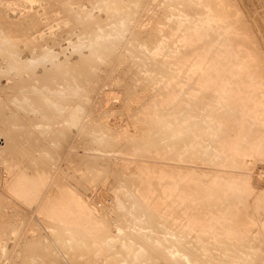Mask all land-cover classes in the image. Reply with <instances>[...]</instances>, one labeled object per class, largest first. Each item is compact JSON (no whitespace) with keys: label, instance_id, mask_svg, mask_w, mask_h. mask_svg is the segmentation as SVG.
<instances>
[{"label":"rangeland","instance_id":"obj_1","mask_svg":"<svg viewBox=\"0 0 264 264\" xmlns=\"http://www.w3.org/2000/svg\"><path fill=\"white\" fill-rule=\"evenodd\" d=\"M263 234L264 0H0V264H264Z\"/></svg>","mask_w":264,"mask_h":264},{"label":"bare ground","instance_id":"obj_2","mask_svg":"<svg viewBox=\"0 0 264 264\" xmlns=\"http://www.w3.org/2000/svg\"><path fill=\"white\" fill-rule=\"evenodd\" d=\"M28 8H29V7H28ZM50 25H51V24H50ZM259 28H261V26H260ZM261 30H262V29H261ZM96 35H97V34H96ZM96 38H98V36H97ZM99 38H100V37H99ZM43 44H44V43H43ZM40 47H41V46H40ZM9 58H10V57H9ZM11 61H12V60H11ZM161 61H162V60H161ZM161 61H160V62H161ZM9 62H10V61H9ZM13 62H14V61H13ZM160 62H159V63H160ZM162 62H163V61H162ZM42 65H43V63H42ZM57 65H58V64H57ZM23 66H24V65H23ZM39 66H41V64H40ZM60 66H61V65H60ZM18 67H19V66H18ZM24 67H25V66H24ZM54 67H55V66H54ZM54 67H53V68H54ZM158 67H159V66H158ZM41 68H42V66H41ZM17 69H18V68H17ZM19 69H21V68H19ZM22 69H23V68H22ZM24 69H25V68H24ZM46 69H48V68H46ZM49 69H50V68H49ZM13 70H14V69H13ZM51 70H53V69H51ZM58 70H59V68H58ZM17 71H20V70H17ZM22 71H23V70H22ZM46 71H47V70H46ZM63 71H64V70H63ZM47 72H48V71H47ZM53 72H54V71H53ZM32 73H33V72H32ZM43 74H44V73H43ZM48 77H49V76H48ZM19 78H20V77H19ZM51 80H52V79H50V81H51ZM24 81H25V80H24ZM26 81H27V80H26ZM44 81H45V79H44ZM50 81H49V82H50ZM53 82H54V81H53ZM15 83H16V82H15ZM49 84H50V83H49ZM24 85H25V84H24ZM28 85H29V84H28ZM51 85H53V83H52ZM24 87H25V86H24ZM28 87H29V86H28ZM30 87H31V86H30ZM24 89H26V87H25ZM52 90H53V88H52ZM31 91H32V90H31ZM59 91H60V90H59ZM29 93H30V92H29ZM32 93H33V92H32ZM49 97H50V96H49ZM47 98H48V97H47ZM108 99H109V98H108ZM53 101L55 102V100H53ZM51 103H52V102H51ZM107 103H108V101H107ZM56 104H57V103H56ZM53 105H54V103H53ZM58 109H59V108H58ZM75 114H76V113H75ZM226 117H227V116H226ZM223 122H224V121H223ZM225 122H227V121H225ZM226 130H227V129H226ZM229 142H230V140H229ZM17 154H18V153H17ZM228 155H229V154H228ZM17 156H18V155H17ZM233 158H234V157H233ZM168 175H169V174H168ZM182 175H183V174H182ZM240 176H241V175H240ZM145 177H146V176H145ZM222 177H223V176H222ZM223 178H224V177H223ZM226 178H227V177H226ZM229 178H230V177H229ZM245 178H246V180H247V177H245ZM169 179H170V178H169ZM224 179H225V178H224ZM243 179H244V178H243ZM124 180H125V179H124ZM134 180H135V179H134ZM249 180H250V179H249ZM141 181H142V180H141ZM164 181H165V180H164ZM228 181H229V179H228ZM195 184H196V183H195ZM210 184H211V183H210ZM28 185H29V184H28ZM168 185H169V184H168ZM163 187H164V186H163ZM219 187H220V186H219ZM176 188H177V187H176ZM190 188H191V187H190ZM155 189H156V188H155ZM209 189H210V188H208V190H209ZM211 189H212V188H211ZM226 189H227V188H226ZM21 190H22V189H21ZM21 190H20V191H21ZM180 190H181V189H180ZM213 190H214V188H213ZM17 191H18V190H17ZM31 191H32V190H31ZM18 192H19V191H18ZM187 192H188V191H187ZM208 192H209V191H208ZM216 192H217V191H216ZM218 192H219V191H218ZM238 192H239V191H238ZM206 193H207V192H206ZM24 194H25V193H24ZM118 194H119V192H118ZM22 195H23V193H22ZM22 195H21V196H22ZM121 195H122V194H121ZM191 195H192V194H191ZM206 195H207V194H206ZM209 195H210V194H209ZM211 195H212V194H211ZM236 195H237V194H236ZM35 196H36V195H35ZM123 196H124V195H123ZM204 196H205V195H204ZM217 196H218V195H217ZM160 197H161V196H160ZM160 197H159V198H160ZM212 197H213V196H212ZM238 197H239V196H238ZM257 197H258V196H257ZM162 198H163V197H162ZM207 198H208V197H207ZM221 198H222V197H221ZM151 199H152V198H151ZM219 199H220V198H219ZM211 200H212V198H211ZM226 200H227V199H226ZM145 201H146V200H145ZM200 201H202V200H200ZM212 201H213V200H212ZM149 202H150V201H149ZM186 202H188V201H186ZM215 202H216V201H215ZM176 203H177V202H176ZM197 203H198V202H197ZM208 203H209V202H208ZM220 203H221V202H220ZM227 203H228V202H227ZM227 203H226V205H227ZM229 203H230V202H229ZM48 204H49V203H48ZM136 204H137V203H136ZM178 204H180V203H178ZM195 204H196V203H195ZM202 204H203V203H202ZM212 204H213V203H212ZM223 204H224V203H223ZM141 205H142V204H141ZM205 205H206V204H205ZM233 205H234V204H233ZM207 206H208V205H207ZM224 206H225V205H224ZM252 206H253V205H252ZM58 207H59V206H58ZM144 207H146V206H144ZM239 207H241V206H239ZM224 208H225V207H224ZM142 209H144V208H142ZM149 209H150V208H149ZM253 209H254V208H253ZM144 210H145V209H144ZM146 210H147V208H146ZM156 210H157V209H156ZM219 210H220V209H219ZM171 211H172V210H171ZM90 212H91V211H90ZM145 212H146V211H145ZM153 212H154V211H153ZM155 212H156V211H155ZM161 212H162V211H161ZM203 212H204V211H203ZM146 213H147V212H146ZM175 213H176V212H175ZM184 213H185V212H184ZM228 213H229V212H228ZM161 214H163V213H161ZM188 214H189V213H188ZM194 214H195V213H194ZM142 215H143V214H142ZM144 215H145V214H144ZM153 215H154V214H153ZM158 215H159V214H158ZM195 215H196V217H197V214H195ZM224 215H225V214H224ZM200 216H201V215H200ZM136 217H137V216H136ZM136 217H135V218H136ZM144 217H145V216H144ZM146 217H149V216L146 215ZM159 217H160V215H159ZM168 217H169V216H168ZM185 217H186V216H185ZM221 217H222V216H221ZM226 217H227V215H226ZM58 218H59V217H58ZM137 218H140L139 215H138ZM154 218H155V217H154ZM154 218H153V219H154ZM163 218H164V217H163ZM206 218H207V216H206ZM219 218H220V217H219ZM227 218H228V217H227ZM227 218H226V219H227ZM252 218H253V217H252ZM161 219H162V218H161ZM164 219H165V218H164ZM187 219H188V217H187ZM201 219H202V218H201ZM201 219H200V220H201ZM222 219H223V217H222ZM226 219H225V217H224V220H226ZM144 220H145V219H144ZM147 220L150 221L149 219H147ZM147 220H146V221H147ZM166 220H167V219H166ZM170 220H171V219H170ZM180 220H182V218H181ZM184 220H185V219H184ZM191 220H192V219H191ZM203 220H204V219H203ZM209 220H210V219H209ZM218 220H219V219H218ZM232 220H233V219H232ZM142 221H143V220H142ZM161 221H162V220H161ZM164 221H165V220H164ZM167 221H168V220H167ZM188 221H189V220H188ZM204 221H205V220H204ZM233 221H234V220H233ZM233 221H232V222H233ZM170 222H171V221H170ZM182 222H183V221H182ZM201 222H202V221H201ZM211 222H212V220H211ZM221 222H223V221H221ZM227 222H228V221H227ZM230 222H231V221H230ZM232 222H231V223H224L225 225L223 224V228L226 229L225 232H224V229H223V232H224V233L227 232L228 234H226V235H229V234H230L229 237H230V236H233L234 239H233V237H232V239L235 240V237L238 238L239 236H240V237L242 236V235H239V236H238V233H241L242 230H241V232H238V233H237L236 231H233V229L235 230V226H232V225L229 226L230 224H233ZM241 222H242V220H241ZM241 222H240V224H241ZM143 223H145V222H143ZM147 223H148V222H147ZM176 223L178 224V222H176ZM190 223H191V222H190ZM196 223H197V222H195L194 224H196ZM214 223H215V221H214ZM235 223H236V222H235ZM235 223H234V224H235ZM148 224H149V223H148ZM148 224H147V225H148ZM150 224H151V223H150ZM154 224H155V223H154ZM157 224H158V223H157ZM162 224H164V223H162ZM167 224H168V223H167ZM169 224H170V223H169ZM169 224H168V225H169ZM181 224H182V223H181ZM200 224H201V223H200ZM200 224H199V226H201ZM206 224H208V223H206ZM237 224H239V222H237ZM240 224H239V226H240ZM144 225H145V224H144ZM147 225H146V226H147ZM155 225H156V224H155ZM168 225H167V226H168ZM179 225H180V224H179ZM185 225H186V224H185ZM185 225H183V226H185ZM208 225H209V224H208ZM208 225H207V226H208ZM211 225H212V224H211ZM219 225H220V224H219ZM235 225H236V224H235ZM141 226H142V225H141ZM149 226L151 227V225H149ZM163 226H164V225H163ZM169 226H170V225H169ZM171 226H172V225H171ZM173 226H174V225H173ZM187 226H188V225H187ZM199 226H198V227H199ZM213 226H214V225H213ZM217 226H218V224H217ZM236 226L238 227V225H236ZM156 227H157V226H156ZM193 227H194V226H193ZM209 227H210V226H209ZM218 227H219V226H218ZM218 227H217V228H218ZM230 227H231V228L233 227V229H231ZM240 227H242V226H240ZM142 228H143V227H142ZM145 228H147V227H145ZM171 228H172V227H171ZM181 228H182V227H181ZM189 228H190V227H189ZM196 228H197V227H196ZM202 228H205V227H202ZM242 228H246V227H242ZM178 229H179V228H178ZM220 229H221V228H220ZM152 230H153V229H152ZM167 230H168V229H167ZM173 230H174V228H173ZM182 230H183V229H182ZM184 230L186 231V230H188V229H184ZM200 230H201V229H200ZM207 230H208V229H207ZM236 230H238V229H236ZM243 230H244V229H243ZM64 231H65V230H64ZM178 231H179V230H178ZM180 231H181V230H180ZM193 231H195V230H193ZM213 231H215V230L213 229ZM260 231H261V230H260ZM60 232H61V231H60ZM199 232H200V231H199ZM207 232H208V231H207ZM215 232H216V231H215ZM218 232H219V231H218ZM221 232H222V231H221ZM235 232H236V233H235ZM62 233H64V232L62 231ZM62 233H61V234L58 233L57 235L60 234L61 237H62ZM104 233H105V232H104ZM173 233H174V232H173ZM176 233H177V232H176ZM181 233H182V231H181ZM188 233H189V232H188ZM190 233H191V232H190ZM208 233H209V232H208ZM210 233L212 234V232H210ZM213 233H214V232H213ZM243 233H244V231H243ZM243 233H241V234H243ZM65 234H66V233H65ZM178 234H180V233H178ZM186 234H187V233H186ZM195 234H196V233H195ZM200 234L202 235V233H200ZM206 234H207V233H206ZM232 234H233V235H232ZM236 234H237V235H236ZM108 235H110V233H109ZM165 235H166V234H165ZM169 235H170V234H169ZM187 235H189V234H187ZM187 235H185V236H187ZM198 235H199V234H198ZM198 235H197V236H198ZM201 235H199V236H201ZM216 235L218 236L219 234H216ZM263 235H264V234H263ZM173 236H174V235H173ZM175 236H176V235H175ZM178 236H179V235H178ZM183 236H184V234H183ZM197 236H196V237H197ZM199 236H198V237H199ZM207 236H208V234H207ZM213 236H214V235H213ZM220 236H221V235H220ZM223 236H224V235H223ZM237 236H238V237H237ZM243 236H244V235H243ZM243 236H242V237H243ZM57 237H58V236H57ZM98 237H99V236H98ZM106 237H108V236H106ZM145 237H146V236H145ZM180 237H181V235H180ZM204 237H205V235H204ZM224 237H225V236H224ZM104 238H105V236H104L102 239H104ZM111 238H112V237H111ZM114 238H115V237H114ZM146 238H147V237H146ZM159 238H160V237H159ZM159 238H158V239H159ZM172 238H173V237H172ZM222 238H223V237H222ZM263 238H264V237H263ZM56 239H57V238H56ZM99 239H100V238H99ZM107 239H108V238H107ZM143 239H144V238H143ZM155 239H156V238H155ZM160 239H161V238H160ZM165 239H166V238H165ZM169 239H170V238H169ZM225 239H226V238H225ZM79 240H80V239H79ZM105 240H106V239H105ZM108 240H109V239H108ZM138 240H139V239H138ZM149 240H152V238L149 239ZM161 240H162V239H161ZM161 240H160V241H161ZM166 240H167V239H166ZM175 240H176V239H175ZM181 240H182V239H181ZM181 240H180V241H181ZM203 240H206V239H203ZM216 240H217V239H216ZM219 240H220V239H219ZM221 240H223V239H221ZM221 240H220V241H221ZM238 240H239V238H238ZM238 240L236 241V243L238 242ZM80 241H81V240H80ZM145 241H147V239H146ZM167 241H173V240L170 239V240H167ZM182 241H184V240H182ZM182 241H181V242H182ZM185 241H186V240H185ZM198 241H199V240H198ZM223 241H225V240H223ZM240 241H241V243H242V239H241ZM247 241H248V240H247ZM247 241H246V242H247ZM103 242H104V241H103ZM137 242H138V241H137ZM139 242H140V241H139ZM143 242H144V240H143ZM143 242H141V243L143 244ZM151 242H152V244H153V240H152ZM156 242H157V241H156ZM181 242H179V243H181ZM217 242H218V241H217ZM226 242H227V241H226ZM229 242H230V240H229ZM141 243H140V244H141ZM145 243H146V242H145ZM145 243H144V244H145ZM168 243H169V242H168ZM173 243H174V242H173ZM183 243H184V242H183ZM183 243H182L181 245H184ZM218 243H219V242H218ZM223 243H225V242H223ZM241 243H240V245H241ZM247 243H248V242H247ZM82 244H83V243H82ZM142 244H141V245H142ZM152 244H151V245H152ZM156 244H157V243H156ZM158 244H159V243H158ZM162 244H164V243H162ZM174 244H175V243H174ZM185 244H186V243H185ZM215 244H216V243H215ZM220 244H221V242H220ZM226 244H227V243H226ZM233 244H235V243H233ZM238 244H239V243H238ZM254 244H255V243H254ZM73 245H74V244H73ZM147 245H149V244L147 243ZM154 245H155V244H153V247H154ZM168 245H169V244H168ZM186 245H187V244H186ZM186 245H184V246H186ZM198 245H199V244H198ZM236 245H237V244H236ZM236 245H235V247H236ZM247 245H248V244H247ZM58 246H59V245H58ZM58 246H57V247H58ZM62 246H63V245H62ZM74 246H75V245H74ZM129 246H130V245H129ZM138 246H139V245H138ZM144 246H145V245H144ZM149 246H150V245H149ZM176 246H177V245H176ZM260 246H261V245H260ZM59 247H60V246H59ZM66 247H67V246H66ZM81 247H82V246H81ZM124 247H126V246H124ZM131 247L134 248L133 246H131ZM142 247H143V246H141V248H142ZM158 247L161 249L162 245H161V247L158 245ZM192 247H194V246H192ZM205 247H206V246H205ZM229 247H230V246H229ZM233 247H234V246H233ZM233 247H232V248H233ZM242 247H244V246H242ZM249 247H250V246H249ZM64 248H65V247H64ZM64 248H63V249H64ZM67 248H68V247H67ZM67 248H66V250H67ZM126 248H128V247H126ZM139 248H140V247H139ZM141 248H140V249H141ZM145 248H148V247H145ZM145 248H144V250H145ZM155 248H156V246H155ZM180 248H182V246H180ZM58 249H59V248H58ZM61 249H62V248H60V250H61ZM68 249H69V248H68ZM79 249H80V248H79ZM136 249H137V248H136ZM136 249H133V251L136 250ZM148 249H149V248H148ZM162 249H163V248H162ZM168 249H169V247H168ZM190 249H191V248H190ZM192 249H193V248H192ZM197 249H198V248H197ZM237 249H240V248H237ZM241 249H242V248H241ZM243 249H244V248H243ZM243 249H242V250H243ZM246 249H248V247H247ZM64 250H65V249H64ZM66 250H65V251H66ZM75 250H76V248H75ZM75 250H73V251H75ZM129 250H130V249H129ZM166 250H167V249H166ZM172 250H173V249H172ZM177 250H178V249H177ZM184 250H186V249L184 248ZM188 250H189V249H188ZM208 250H209V249H208ZM222 250H223V249H220L221 252H222ZM229 250H230V249H229ZM248 250H249V249H248ZM56 251H57V250H56ZM77 251H78V250H77ZM148 251H151V250H148ZM148 251H147V252H148ZM153 251H154V252L157 251V253H158V249H157V250L154 249ZM153 251H152V252H153ZM161 251H162V250H161ZM168 251H169V250H168ZM170 251H171V250H170ZM170 251H169V252H170ZM186 251H187V250H186ZM224 251H225V250H224ZM236 251H237V250H236ZM244 251H245V250H244ZM251 251H252V250H251ZM63 252H64V251H63ZM127 252H128V251H127ZM141 252H142V251H141ZM147 252H146V253H147ZM152 252H151V253H152ZM154 252H153V253H154ZM202 252H203V251H202ZM229 252H230V251H229ZM245 252H247V251H245ZM249 252H250V251H249ZM256 252H257V251H256ZM258 252H260V251H258ZM124 253L126 254V252H124ZM128 253H129V252H128ZM128 253H127V254H128ZM133 253H134V252H133ZM139 253H140V252H139ZM151 253L149 252L148 254L151 255ZM164 253H165V252H164ZM164 253H163V254H164ZM186 253H187V252H186ZM191 253H192V252H191ZM195 253H196V251H195ZM197 253H198V252H197ZM212 253H213V252H212ZM212 253H211V254H212ZM226 253H227V252H226ZM233 253H235V252H233ZM236 253H237V252H236ZM238 253H239V252H238ZM242 253H243V252H242ZM261 253H262V252H261ZM59 254H60V253H59ZM142 254H143V253H142ZM155 254H156V253H155ZM218 254H219V253H218ZM218 254H217V255H218ZM222 254H223V253H222ZM222 254H221V255H222ZM231 254H232V251H231ZM263 254H264V253H263ZM128 255L130 256V254H128ZM128 255H126V256H128ZM182 255H183V253H182ZM214 255H215V254H214ZM219 255H220V254H219ZM219 255H218V256H219ZM221 255H220V257H221V260H222V256H223V255H222V256H221ZM236 255H237V254H236ZM236 255H235V256H236ZM240 255H241V254H240ZM141 256H142V255H141ZM146 256H148V255H146ZM153 256H155V255H153ZM157 256H158V255H157ZM159 256H160V255H159ZM173 256H174V254H173ZM180 256H181V255H180ZM186 256H187V255H186ZM189 256H190V255H189ZM201 256H202V255H201ZM201 256H200V257H201ZM204 256H205V255H204ZM204 256H203V257H204ZM242 256H243V255H242ZM245 256H246V255H245ZM251 256H252V255H251ZM251 256H250V257H251ZM258 256H259V255H258ZM139 257H140V255H139ZM144 257H145V255H144ZM150 257H151V256H150ZM155 257H156V256H155ZM163 257H164V256H163ZM165 257H167V256H165ZM175 257H176V255H175ZM197 257H198V256H197ZM236 257H237V256H236ZM239 257H241V256H239ZM246 257H247V256H246ZM254 257H255V255H254ZM129 258H130V257H129ZM153 258H154V257H151L150 259H153ZM167 258H168V257H167ZM188 258H190V257H186V259H188ZM195 258H196V257H195ZM204 258H205V257H204ZM209 258H210V257H209ZM224 258H225V256H224ZM125 259H127V258H125ZM158 259H159V257H158ZM158 259H157V260H158ZM169 259H170V257H169ZM169 259H168V260H169ZM172 259H173V257H172ZM172 259H171V261H172ZM210 259H211V258H210ZM218 259H219V257H218ZM228 259H229V258H228ZM242 259H243V258H242ZM245 259H246V258H245ZM249 259H250V258H249ZM249 259H247V260H249ZM137 260H138V259H137ZM137 260H135V261H137ZM154 260H155V259H154ZM164 260L168 261L167 259H164ZM177 260H179V259H177ZM177 260H176V261H177ZM180 260H182V259H180ZM188 260H189V259H188ZM195 260H196V259H195ZM195 260H194V261H195ZM197 260H198V259H197ZM221 260H219V261H221ZM237 260H238V259H237ZM111 261H112V260H111ZM130 261H131V260H130ZM144 261H145V260H144ZM150 261H151V260H150ZM150 261H148V262H150ZM152 261H153V260H152ZM158 261H159V260H158ZM171 261H169V262H171ZM174 261H175V259H174ZM174 261H172V262H174ZM189 261H191V260H189ZM205 261H206V260H205ZM231 261H232V260H231ZM234 261H235V260H234ZM243 261H246V260H243ZM255 261H257V260L255 259ZM127 262H128V261H127ZM132 262H133V261H132ZM146 262H147V261H146ZM156 262H157V261H156ZM163 262H165V261H163ZM169 262H168V263H169ZM172 262H171V263H172ZM180 262H181V261H180ZM192 262H193V261H192ZM135 263H136V262H135ZM150 263H151V262H150ZM153 263L155 264V262H153ZM165 263H166V262H165ZM171 263H170V264H171ZM175 263H178V262H175ZM184 263H185V262H184ZM189 263H191V262H189ZM193 263H195V262H193ZM206 263H207V262H206ZM211 263H212V262H211ZM213 263H214V262H213ZM215 263H216V262H215ZM222 263H223V261H222ZM224 263H225V261H224ZM224 263H223V264H224ZM243 263H246V262H243ZM243 263H242V264H243ZM253 263H254V262H253ZM114 264H115V263H114ZM122 264H123V263H122ZM131 264H132V263H131ZM133 264H134V262H133ZM172 264H173V263H172ZM180 264H181V263H180ZM198 264H199V263H198ZM204 264H205V262H204ZM207 264H209V263H207ZM216 264H217V263H216ZM228 264H229V263H228ZM240 264H241V263H240ZM260 264H261V263H260ZM262 264H263V262H262Z\"/></svg>","mask_w":264,"mask_h":264}]
</instances>
